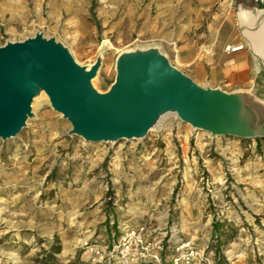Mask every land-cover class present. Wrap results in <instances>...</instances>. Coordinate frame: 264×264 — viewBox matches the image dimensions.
I'll return each mask as SVG.
<instances>
[{
    "label": "rangeland",
    "instance_id": "obj_1",
    "mask_svg": "<svg viewBox=\"0 0 264 264\" xmlns=\"http://www.w3.org/2000/svg\"><path fill=\"white\" fill-rule=\"evenodd\" d=\"M184 1L0 0V48L54 41L88 71L97 67L99 94L128 50L148 46L190 77L184 56L199 51L213 14L226 39L233 14L255 0H219L211 10L209 0H186L191 23ZM157 121L140 137L88 142L43 91L21 133L0 138V264H39L57 240L62 264H123L110 252L139 225L161 255L146 264H172L185 243L199 252L194 264H264V133H213L174 114Z\"/></svg>",
    "mask_w": 264,
    "mask_h": 264
},
{
    "label": "water",
    "instance_id": "obj_2",
    "mask_svg": "<svg viewBox=\"0 0 264 264\" xmlns=\"http://www.w3.org/2000/svg\"><path fill=\"white\" fill-rule=\"evenodd\" d=\"M96 74V66L88 71L42 36L0 48V138L21 133L38 89L88 142L143 136L166 110L196 128L245 136L231 130L239 124L232 96L201 87L158 52L119 59L116 81L106 94L93 90Z\"/></svg>",
    "mask_w": 264,
    "mask_h": 264
},
{
    "label": "crops",
    "instance_id": "obj_3",
    "mask_svg": "<svg viewBox=\"0 0 264 264\" xmlns=\"http://www.w3.org/2000/svg\"><path fill=\"white\" fill-rule=\"evenodd\" d=\"M217 4L219 0H209L203 8L211 10ZM183 12L190 22L191 1H184ZM232 21L235 32L223 39L219 35L218 11L208 24V34L199 51L191 52L190 41L184 44L185 50L191 52L184 56L185 73H190V78L203 88L220 89L232 96L237 109L236 121L252 131L251 120L242 118L239 109L245 105L244 96L251 97L261 109L254 129L264 125V49L261 47L264 45V0H255L251 6L239 9L233 14ZM239 44H245V50H227L228 46ZM96 236L104 239V231H99Z\"/></svg>",
    "mask_w": 264,
    "mask_h": 264
},
{
    "label": "built area",
    "instance_id": "obj_4",
    "mask_svg": "<svg viewBox=\"0 0 264 264\" xmlns=\"http://www.w3.org/2000/svg\"><path fill=\"white\" fill-rule=\"evenodd\" d=\"M245 44L236 46H228L230 52H238L245 50ZM150 231L146 225H139L133 228H128L122 233V236L113 245L111 255L117 253L123 264H138V263H161L160 252L156 251V244L149 240ZM177 251H182L183 254H178L173 259L172 264H194L199 252L190 245V243L182 244L177 248ZM201 258V257H200Z\"/></svg>",
    "mask_w": 264,
    "mask_h": 264
},
{
    "label": "bare ground",
    "instance_id": "obj_5",
    "mask_svg": "<svg viewBox=\"0 0 264 264\" xmlns=\"http://www.w3.org/2000/svg\"><path fill=\"white\" fill-rule=\"evenodd\" d=\"M246 15V14H244ZM261 47L264 49V45H261ZM150 52H158L159 54H161L162 56L166 57L164 52L159 49L158 47L156 46H148V47H143V48H139V49H133V50H128L126 52L127 55H132V54H137V53H150ZM98 75V74H97ZM98 79V77L96 76L92 81H91V84L96 81ZM39 91V94L37 96H35V98L33 99V102L32 104H34V102L38 99L39 95L40 94H43V91L41 89H38ZM245 98V105L239 109V115L242 116V118L244 119H248V120H251V123L252 125L254 126L252 129V131L250 132L246 127H243L241 128V132L247 134V133H250V135L252 134H260V133H264V125H262L260 128H257V129H254L256 127V123L257 121H259L260 119V107L257 106L255 104V102L251 99V97L245 95L244 96ZM241 112V113H240ZM170 114H174L175 116L177 115V113H175L174 111H171V110H166V111H163L162 113H160L157 117V119H159L160 122H162L165 118H167ZM157 121V123L159 122Z\"/></svg>",
    "mask_w": 264,
    "mask_h": 264
},
{
    "label": "trees",
    "instance_id": "obj_6",
    "mask_svg": "<svg viewBox=\"0 0 264 264\" xmlns=\"http://www.w3.org/2000/svg\"><path fill=\"white\" fill-rule=\"evenodd\" d=\"M215 229L218 231L220 230V227L218 228L217 223H214ZM59 241H56V244L51 245V248L49 250H44L41 254V257L38 259L39 264H62L58 258L57 255L62 252V247L60 246ZM220 254V251H219ZM68 264H85L82 262L79 258L72 260ZM146 264V263H141ZM219 264H226L224 262L219 261Z\"/></svg>",
    "mask_w": 264,
    "mask_h": 264
}]
</instances>
